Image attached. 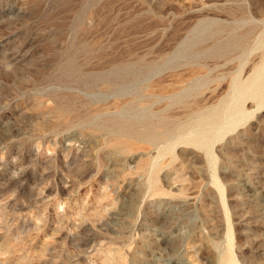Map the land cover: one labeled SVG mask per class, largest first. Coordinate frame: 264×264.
Here are the masks:
<instances>
[{
    "label": "rangeland",
    "instance_id": "374dc122",
    "mask_svg": "<svg viewBox=\"0 0 264 264\" xmlns=\"http://www.w3.org/2000/svg\"><path fill=\"white\" fill-rule=\"evenodd\" d=\"M0 264H264V0H0Z\"/></svg>",
    "mask_w": 264,
    "mask_h": 264
}]
</instances>
